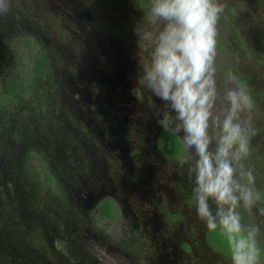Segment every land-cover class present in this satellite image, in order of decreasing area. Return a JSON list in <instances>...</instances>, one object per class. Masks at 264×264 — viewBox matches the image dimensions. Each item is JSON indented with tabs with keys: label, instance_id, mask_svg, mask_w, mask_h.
<instances>
[{
	"label": "trees",
	"instance_id": "1",
	"mask_svg": "<svg viewBox=\"0 0 264 264\" xmlns=\"http://www.w3.org/2000/svg\"><path fill=\"white\" fill-rule=\"evenodd\" d=\"M79 1L85 7H92L94 15L89 13V17L108 31L101 38L92 34L88 41L91 50L74 49L80 41L73 36L67 37L75 39L73 46L64 40L63 35L68 33L58 34L55 30L61 24L56 25L52 19L48 21L49 16L39 15V12L47 13L56 23L60 22L53 12H47L40 0L9 1L8 8L15 18L0 21V264H102L94 253L96 244L91 237L116 244L125 254L134 256L137 264H174V244H177V262L231 264L222 235L208 232L196 216L192 206L194 160L185 153L186 162L179 163L183 152L179 141L183 133L175 131L174 124L165 127L152 123L148 128L155 136L150 146L166 159V163L160 161L165 166V174L168 168L177 169V181L173 182L175 198L160 192L164 191L163 183L168 185L166 177L150 184V191L127 184L128 196L137 200L139 196L146 197L149 201L147 216L150 211L155 212L144 220H148L146 227L133 224L130 227L133 235L125 236L120 242L109 240L96 227L98 219L116 218L121 200L98 193L95 212L84 205V193L88 189L95 191L103 180L90 167L92 161H100L103 169H107L102 174L109 181L112 176L117 185L119 178L116 181L114 170L121 172L124 161L108 148H101L102 141L113 145L110 139L114 142L121 139L129 146L139 141L136 131L121 117L103 112L110 110V105L106 96L96 94L95 90V81L101 75L98 68L104 64L96 60V44L101 39L99 52L106 53L109 60H114L116 55V60L127 64L123 66L134 68L136 64L143 69L150 50L142 34L156 31V26L150 23L152 0ZM219 3L224 10L216 26L217 54L213 65L216 113L219 115L227 107L228 89L243 88L249 95L251 106L242 113L250 132L249 155L242 164L244 171L253 172L260 198L251 210L241 206L237 211L245 226L260 228L258 243L264 249V0H219ZM38 4L43 12H36ZM3 7L0 4L1 10ZM60 15L61 22H71L65 12ZM138 29L141 35L137 34ZM49 30L62 38L60 42L44 38ZM10 41L15 43L14 48H10ZM130 44L137 46L139 53L129 51ZM60 71L64 82L56 79ZM138 86L139 82L134 84L135 88ZM78 94L87 98V107L93 114L101 116L106 135L95 138L96 131L89 132L81 118ZM147 98L152 102L151 94ZM97 103L106 109L99 113ZM133 150L129 156L137 164L140 150L138 147ZM88 152L92 153V161L85 158ZM156 162L159 161L156 159ZM212 207L215 209L214 204ZM140 208L144 209L142 204ZM153 217H158L159 222L151 221ZM53 241L60 247L55 248ZM5 251L12 255H4Z\"/></svg>",
	"mask_w": 264,
	"mask_h": 264
},
{
	"label": "clouds",
	"instance_id": "2",
	"mask_svg": "<svg viewBox=\"0 0 264 264\" xmlns=\"http://www.w3.org/2000/svg\"><path fill=\"white\" fill-rule=\"evenodd\" d=\"M223 10L219 0H152L150 23L156 31L142 34L150 61L139 84L166 105L159 123L183 133L179 163L186 162L185 153L194 160L192 206L198 219L208 232L222 235L231 264H262L260 228L245 226L237 211L251 210L260 198L253 172L242 164L249 155L250 132L242 116L251 106L249 95L243 88L228 89L227 107L216 113L213 65Z\"/></svg>",
	"mask_w": 264,
	"mask_h": 264
},
{
	"label": "rangeland",
	"instance_id": "3",
	"mask_svg": "<svg viewBox=\"0 0 264 264\" xmlns=\"http://www.w3.org/2000/svg\"><path fill=\"white\" fill-rule=\"evenodd\" d=\"M41 3L45 4V8L48 13L53 12L55 15V18L57 21H60L56 23L53 16L43 13L41 14L39 11H42V6L40 4L37 5L36 12H39V15L46 18L48 21L49 19H52L56 25H60V29L58 30V34H65L68 33V36L63 35L66 37L64 40L69 42L73 46V41L79 40V44H77L74 49H89L88 47V41L90 37L92 36H99L101 38V35L106 33L108 34V31L105 29L104 25L100 26L98 23L99 21L92 19L89 17V13H93L92 7H85L82 4H80L79 0H40ZM4 2L8 5L9 0H4ZM3 3L2 0H0V4ZM3 5V4H1ZM22 6H25L22 4ZM65 9V10H64ZM74 11H73V10ZM50 10V11H49ZM0 21L3 18L4 20H7L9 18H15V15L12 14L7 8L6 5H4L3 9H0ZM88 11V13H87ZM65 12V14L70 15V21L71 22H61L62 16H58L60 13L62 14ZM51 14V13H50ZM84 16V19L82 20V16ZM94 15V13H93ZM86 17H89L86 19ZM94 18V17H93ZM28 31L31 30V28L26 27ZM39 31H43L41 27H39ZM2 30L5 29V27L2 26ZM78 31L76 34H74V31ZM47 36L45 35L44 38L48 39H54V40H60L62 39L60 36L57 38L55 35L52 34V32L49 30V32H46ZM50 34V35H49ZM69 35L74 37L75 39H67ZM99 38V39H100ZM104 41V40H103ZM10 41V48L15 47V43ZM103 43L100 39V42L98 41L96 44V50H98V57L96 60L103 62L104 64L101 65L102 68H98V73L101 71V75L97 76V81H95V90H97L96 94H100L101 96H106L107 102H109L110 110H104L105 107L99 106L97 103L96 109L100 113L103 109V112H107V114L114 115L116 118L123 119L131 129H134L136 134L139 137V141L137 142V145L135 146L139 148V160L137 164L127 161L126 164H123L122 169L114 170L115 173L113 174L115 176L116 181L119 178V182H117V185L114 183L112 176L110 177V181L104 176L102 173H104V170H107L106 167L103 169V167L100 165V161H92V153H87L85 158L87 160L92 161V165L90 166L98 175L101 174V177L103 180L99 182V184L96 185L95 191L87 190L84 195L82 196V202L84 205L92 210L94 212L96 211V208L99 204L98 199V193H102L103 196L107 197H115L121 200L119 203V210L116 213V218L114 220H108V219H98L96 223V227L99 228V231H101L104 235L108 237L109 240L113 241L116 240L120 242L125 236L131 237L133 235L132 231L130 230V227L133 224H139L144 227H146V224L148 220L144 221L146 219L147 213L151 207L149 201L146 200V197L143 199L141 196H139V199H135L133 197L128 196V185L131 184L133 186H136L137 188H147L148 191H150L148 188L150 184H157L158 178L160 177V172L165 167L160 161L156 162V159L154 156L150 155V150L146 147V141L147 139L151 140L154 135H152V131L148 130L152 123L159 124V120L163 119V117H155L156 115H151L146 109L147 107L143 105V102L145 101V97L147 95L151 94L153 98L156 100H159L156 98L149 90L142 87L140 84L137 88L134 87V84H137L139 79L141 78L143 74V69L134 64L132 67L129 68L125 67L127 64H125L124 60H116L117 56L114 55V60H109L106 53L102 54L99 52L100 49H102ZM118 46V44L116 43ZM129 51L134 52V54L139 53V48L133 44H130L128 47ZM113 50V49H112ZM111 50V51H112ZM75 52V51H74ZM71 52V53H74ZM112 54V52H111ZM124 55V54H123ZM126 55V54H125ZM124 57V56H123ZM126 58V56H125ZM145 59V58H144ZM143 59V61H144ZM116 60V61H115ZM111 61V62H110ZM146 63L150 61V55H147ZM100 62V63H101ZM125 65V66H123ZM130 66V65H129ZM137 70V75L135 74V70ZM134 71V72H133ZM56 79L60 82H64V74L62 71L57 74ZM77 88V87H75ZM79 90V89H78ZM95 90L93 89L92 92L95 93ZM117 90V91H116ZM119 91V92H118ZM95 95V94H94ZM78 100L81 103V107H79L80 110H82L81 118L86 122L89 128V132L96 131V133L93 132V134L96 136H102L106 135L105 127L101 125V116L99 114H93V111L87 107V98L80 96L78 94ZM141 102L140 104H136L135 102ZM160 101V100H159ZM79 104V103H78ZM168 110V109H167ZM165 110V111H167ZM109 112V113H108ZM91 113V114H90ZM99 115V116H98ZM147 122H151L148 123ZM120 126V125H119ZM92 127L93 130L90 128ZM116 129L118 126H115ZM123 127V126H121ZM153 127V126H152ZM126 127L124 126L123 129ZM96 129V130H94ZM121 130H118V133L120 134ZM118 134V135H119ZM108 142V141H105ZM103 145H101V148H108L109 150L113 151L114 154L116 153L117 156H122L121 152H115L116 149L113 145L104 143L102 141ZM127 145V144H125ZM134 145L127 146L123 155L125 157H128L131 153L133 154V149L135 148ZM68 153V152H66ZM112 153V152H111ZM80 158V155H79ZM81 159V158H80ZM115 167H117L115 165ZM91 169V170H92ZM121 178V179H120ZM164 178V177H163ZM167 180V179H166ZM133 182V183H132ZM168 185H164V191L162 194H166L171 196L172 198H175L174 191H173V184H170L167 182ZM166 183V184H167ZM128 184V185H127ZM144 185V186H142ZM176 192V191H175ZM105 194V195H104ZM177 194V193H176ZM120 196V197H119ZM142 200V202H141ZM177 200V198H176ZM140 204L144 207V209L140 208ZM139 207V209L137 208ZM150 214L154 215L155 212L150 211ZM148 214V216L150 215ZM153 222H159L158 217L150 218ZM149 227V226H147ZM149 233L152 234L149 230ZM91 240H93V244L96 247V250L94 253L100 257L102 264H137L134 259H136L134 256L127 255L121 250L119 247H115L116 244L109 242L108 240L104 239H95L94 237H91ZM54 247L59 248V244L56 241H53ZM4 255H12L11 252L5 251L3 252ZM185 261V258H184ZM177 264H185L182 260H178ZM213 264V263H210Z\"/></svg>",
	"mask_w": 264,
	"mask_h": 264
},
{
	"label": "flooded vegetation",
	"instance_id": "4",
	"mask_svg": "<svg viewBox=\"0 0 264 264\" xmlns=\"http://www.w3.org/2000/svg\"><path fill=\"white\" fill-rule=\"evenodd\" d=\"M9 1H11V0H9ZM80 4H82L81 2H80ZM9 7V4L7 5V8ZM73 10V9H72ZM74 11V10H73ZM67 16L68 17H70V15H68L67 14ZM84 18H82V20H83ZM0 42H1V39H0ZM136 75H137V73H136ZM146 99H145V101L143 102V105L144 106H146L147 107V111L148 112H150V114L151 115H157V113L159 112L160 113V117H163V113L165 112V110H167V107H166V105L164 104V102L163 101H159V100H155L154 98H152V102H149V99L147 98V97H145ZM136 104H140L138 101H136L135 102V105ZM156 117V116H155ZM160 117H158V118H160ZM148 130H151L152 131V129H148ZM152 135H153V131H152ZM110 141L113 143V146L115 147V149H116V152H121V157H122V159H123V161H124V164H126L127 163V161L129 160V162H133V160H132V155L131 156H128V157H126V160H125V157H124V155H123V153H124V151H125V149H126V147H127V145H125L123 142H125V141H123V140H121V139H116L115 141L116 142H114V140L112 141L111 139H110ZM146 141V147L150 150L149 152L152 154V156H154V158L155 159H157L158 161H162V162H164V163H166V159L164 158V157H162V155H160L159 154V152H158V150L156 151V150H153L152 149V147L150 146V140L149 139H147V140H145ZM136 147V146H135ZM138 147V146H137ZM136 147V148H137ZM152 150V151H151ZM168 161V160H167ZM173 167H174V163H172L171 164ZM164 168V172L163 171H160L159 170V172H160V177L159 178H163V177H166L167 178V182H169L170 184H173V182H175V181H177V169H171V168H168L167 169V174H165V167H163ZM159 169H161V168H159ZM170 170V171H169ZM158 178V179H159ZM168 184V183H167ZM160 192L162 193L163 192V190L161 189L160 190ZM146 217V219L148 218V216H145ZM174 248H175V261H174V264H177V244H174Z\"/></svg>",
	"mask_w": 264,
	"mask_h": 264
}]
</instances>
